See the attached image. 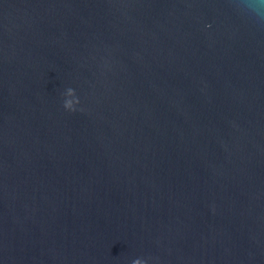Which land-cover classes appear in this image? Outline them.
<instances>
[{
  "label": "water",
  "instance_id": "water-1",
  "mask_svg": "<svg viewBox=\"0 0 264 264\" xmlns=\"http://www.w3.org/2000/svg\"><path fill=\"white\" fill-rule=\"evenodd\" d=\"M240 5L0 0V264H264V20Z\"/></svg>",
  "mask_w": 264,
  "mask_h": 264
},
{
  "label": "clouds",
  "instance_id": "clouds-1",
  "mask_svg": "<svg viewBox=\"0 0 264 264\" xmlns=\"http://www.w3.org/2000/svg\"><path fill=\"white\" fill-rule=\"evenodd\" d=\"M240 7L250 18L256 21L264 20V0H241ZM66 92L72 93L76 96V103L69 104L67 100H64L63 106L65 110L75 112L77 110V105L80 103L77 94L72 88H68ZM138 260L134 261V264H137ZM143 264H145L144 261Z\"/></svg>",
  "mask_w": 264,
  "mask_h": 264
}]
</instances>
